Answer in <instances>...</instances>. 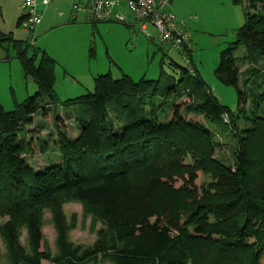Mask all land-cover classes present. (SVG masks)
<instances>
[{
    "label": "trees",
    "instance_id": "1",
    "mask_svg": "<svg viewBox=\"0 0 264 264\" xmlns=\"http://www.w3.org/2000/svg\"><path fill=\"white\" fill-rule=\"evenodd\" d=\"M233 1L244 22L214 73L235 88L237 113L218 103L189 60L188 67L170 60V75L156 80L98 76L92 93L59 103L54 62L40 52L36 65L37 52L26 55L31 45L0 31V46H12L36 87L13 110L0 105L4 264H98L100 256L110 264H262L264 0ZM58 104L71 109L64 116L72 133L60 129ZM227 147L228 164L215 155ZM198 172L211 177L208 189L194 186ZM183 175L184 207L161 217L152 194ZM67 203L100 223L90 246L69 241ZM46 213L55 253L43 239Z\"/></svg>",
    "mask_w": 264,
    "mask_h": 264
},
{
    "label": "rangeland",
    "instance_id": "2",
    "mask_svg": "<svg viewBox=\"0 0 264 264\" xmlns=\"http://www.w3.org/2000/svg\"><path fill=\"white\" fill-rule=\"evenodd\" d=\"M85 1L83 0V4H86ZM62 2L56 0L53 3L57 10L46 9L45 6L38 8L42 13V20L30 34L23 30L20 22L18 25L22 12L16 7L17 0H0V31L11 33L13 40L31 45L26 55L32 56L36 51V65L41 60L40 52L45 53L54 62L52 79L59 103L92 93L95 88L94 80L98 76L110 74L114 79L124 75L134 81L142 78L156 80L160 74L163 77L170 75V60L187 67L189 60L204 85L212 90L218 103L228 107L233 113L238 112V94L235 88L220 83L214 71L218 66L221 51L227 44L235 41V33L244 22L241 5L233 0H184L185 17L181 22L192 39L188 47L190 55L185 57L158 40L148 39L141 32L135 17L124 7L117 9L122 21L117 22L112 18L107 22L92 24L85 19L83 13H78L76 19L73 18L69 8L73 4L71 0ZM168 7L170 5L166 7L167 10ZM60 12H63L62 17L57 15ZM58 23L59 25H55ZM52 25L54 26L49 28ZM147 32L151 36L156 35L152 25L147 26ZM31 79L25 77L12 46L7 43L0 46V105L6 112L13 110L15 103L24 102L27 96L35 94V84ZM242 83L241 81L240 84L243 85ZM250 107L251 104L247 109ZM55 109L60 115L63 114L60 129L66 127L65 129L72 133L74 129L71 126L74 123L69 124L64 116L70 113L71 109L64 108L61 104ZM48 125L52 126L51 123ZM215 133L218 135L216 141H226L219 131L215 130ZM215 155L226 164L230 162L229 147L221 149V153ZM186 179L184 175L176 176L171 183L156 187L151 202L161 217L167 218L181 206L184 207V198L189 192V187L185 186ZM211 182L208 174L198 172L194 186L199 188L201 185L202 190L208 189ZM63 212L69 222L75 223V228L69 232L70 241L84 246L96 241L101 226L93 218L83 217L79 204L67 203L63 206ZM4 221L5 218L0 217V225ZM42 233L44 242L54 253L55 233L48 213L42 218ZM20 240L24 243V234ZM0 263L4 264V261L1 259ZM98 264L110 263L100 256Z\"/></svg>",
    "mask_w": 264,
    "mask_h": 264
},
{
    "label": "built area",
    "instance_id": "3",
    "mask_svg": "<svg viewBox=\"0 0 264 264\" xmlns=\"http://www.w3.org/2000/svg\"><path fill=\"white\" fill-rule=\"evenodd\" d=\"M53 0H41L43 6H49ZM171 0H88L85 4H72L69 6L73 18L78 13H83L86 20L91 23L107 22L114 19L119 22L122 18L115 12L119 7L127 9L140 25V30L151 40H158L161 44L178 51L184 55L190 47V36L184 23L164 7ZM37 0H21L20 23L26 33H33L41 23L42 13L38 10ZM63 12L58 13L62 17ZM75 19V18H74ZM152 25L156 31L155 36L147 32V26Z\"/></svg>",
    "mask_w": 264,
    "mask_h": 264
},
{
    "label": "crops",
    "instance_id": "4",
    "mask_svg": "<svg viewBox=\"0 0 264 264\" xmlns=\"http://www.w3.org/2000/svg\"><path fill=\"white\" fill-rule=\"evenodd\" d=\"M56 0H53L51 3H49L50 5V7L48 6V7H45L46 9L48 8V9H55V10H57L54 6H53V3L55 2ZM60 1H65V0H60ZM86 1H88V0H86ZM85 1V2H86ZM37 4H39L38 5V8H44V6L43 5H41L40 3H41V0H37ZM62 2V3H63ZM71 2L73 3V4H83V0H71ZM71 2H69V3H71ZM20 3H21V0H17V4H16V7H17V9H19L20 10ZM87 3V2H86ZM170 5V7H168V10H167V6H169ZM164 10L165 11H167V12H169L170 11V13H172L176 18H177V20H179V21H182V19L185 17L184 16V0H171L165 7H164ZM116 14H119L118 13V10L115 12ZM58 15V14H57ZM59 17V16H58ZM76 17H77V15H75V19H76ZM19 19V18H18ZM72 19V18H71ZM55 25H59V23L58 24H55ZM54 25H52V26H50L49 28H51V27H53ZM48 28V29H49ZM48 29H46V30H48ZM45 31V30H44ZM192 42V39L190 38V43ZM167 47V46H166ZM35 90H36V87H35ZM82 209V208H81ZM65 215V214H64ZM50 216V215H49ZM66 216V215H65ZM64 216V217H65ZM66 219H67V217H66ZM50 221H51V219H50ZM67 221H68V219H67ZM99 223V222H98ZM100 224V223H99ZM24 234V238H25V232L23 233ZM70 239V238H69ZM70 241V240H69ZM72 242V241H71ZM74 243V242H73ZM74 244H76V243H74ZM93 244V243H92ZM0 245L1 246H3L2 245V242L0 241ZM78 245H83V244H78ZM84 246V245H83ZM90 246V245H89ZM55 251H56V249H55ZM52 252V251H51ZM55 253V252H54Z\"/></svg>",
    "mask_w": 264,
    "mask_h": 264
}]
</instances>
